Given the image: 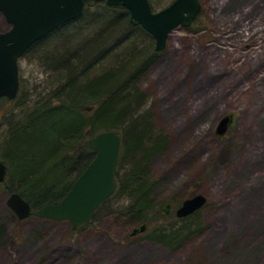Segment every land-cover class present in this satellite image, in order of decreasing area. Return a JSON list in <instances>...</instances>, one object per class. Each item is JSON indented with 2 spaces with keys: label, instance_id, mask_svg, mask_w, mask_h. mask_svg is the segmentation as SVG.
<instances>
[{
  "label": "rangeland",
  "instance_id": "rangeland-1",
  "mask_svg": "<svg viewBox=\"0 0 264 264\" xmlns=\"http://www.w3.org/2000/svg\"><path fill=\"white\" fill-rule=\"evenodd\" d=\"M150 1L156 11L171 3ZM201 2L196 23L170 33L138 85L145 95L141 108L168 137L166 148L148 164L155 204H169L173 213L164 220L150 209V229L175 224L182 202L202 193L204 231L176 249L143 233L130 236L136 223L122 218L117 207L125 202L117 199L100 207L83 228L36 213L20 219L7 204L10 193L0 186V223L7 232L0 240V264H264V0ZM98 8L90 5L88 13ZM9 27L0 13V31ZM94 29L89 37L96 38ZM82 38L71 36V45ZM135 39L138 50L155 48L150 33ZM46 49L39 46L19 59L21 84L32 102L58 85L57 73L41 56ZM110 61L117 59L103 64ZM10 107L0 101V141L19 112ZM226 114L233 121L218 135Z\"/></svg>",
  "mask_w": 264,
  "mask_h": 264
},
{
  "label": "trees",
  "instance_id": "trees-1",
  "mask_svg": "<svg viewBox=\"0 0 264 264\" xmlns=\"http://www.w3.org/2000/svg\"><path fill=\"white\" fill-rule=\"evenodd\" d=\"M90 5L100 8L94 14L88 13ZM93 29L96 38L87 35ZM75 34L83 38L71 45ZM141 34L149 33L130 22L125 6L90 0L82 17L63 24L30 47L27 52L48 47L41 56L57 73L54 82L58 85L39 93L34 102L22 84L15 99H0L11 106L10 110L19 109L11 116L9 132L0 141V158L7 164V175L0 186L9 193H20L31 202L35 213L61 200L94 159L91 137L104 130L118 131L123 139L117 187L90 221L111 200H124L117 207L122 218L136 225L147 223L142 235L176 249L205 227L198 209L185 217L176 216L175 224L150 229L154 218L150 209L155 208L157 217L164 220L170 219L173 211L168 213L164 204L162 208L156 205L152 195L154 183L148 162L153 154L166 148L168 137L153 126L149 111L141 108L145 95L139 79L159 56L154 45L138 50L135 38ZM64 36L68 37L62 39ZM125 54L129 56L123 58ZM111 59L117 61L103 64ZM101 64L104 70L98 68ZM97 69L99 74L93 75ZM87 100L92 101L84 103ZM6 234L5 225L0 223V240Z\"/></svg>",
  "mask_w": 264,
  "mask_h": 264
},
{
  "label": "water",
  "instance_id": "water-1",
  "mask_svg": "<svg viewBox=\"0 0 264 264\" xmlns=\"http://www.w3.org/2000/svg\"><path fill=\"white\" fill-rule=\"evenodd\" d=\"M87 0H0L2 13L11 27L0 32V98L14 99L19 91V58L42 37L59 26L81 17ZM102 1V0H94ZM109 5H123L130 12V22L141 25L155 38V49L163 51L170 33L179 25L189 27L202 10L201 0H173L154 11L150 0H106ZM233 121L224 115L216 127L224 135ZM122 142L121 133L104 130L90 138L96 151L94 159L75 179L70 190L56 203H49L36 215L56 220H68L73 229L89 222L99 205L116 190V170ZM7 175V165L0 158V183ZM207 197L198 193L186 198L176 209L178 217L188 216L204 206ZM7 204L20 219L32 214V205L18 192H12ZM168 206L166 205L165 208ZM147 223L132 229L131 236L144 232Z\"/></svg>",
  "mask_w": 264,
  "mask_h": 264
},
{
  "label": "flooded vegetation",
  "instance_id": "flooded-vegetation-1",
  "mask_svg": "<svg viewBox=\"0 0 264 264\" xmlns=\"http://www.w3.org/2000/svg\"><path fill=\"white\" fill-rule=\"evenodd\" d=\"M88 1H90V0H87V1H86V5H87V2H88ZM93 1H94V0H93ZM102 1H106V0H102ZM95 2H100V1H95ZM86 5H85V6H86ZM167 206H168V208H170V205H169V204H168ZM168 211H170V210H168Z\"/></svg>",
  "mask_w": 264,
  "mask_h": 264
}]
</instances>
